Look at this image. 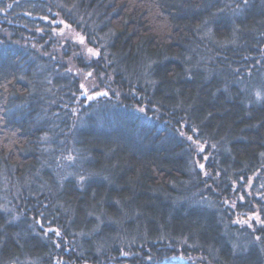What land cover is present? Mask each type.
Here are the masks:
<instances>
[{"label":"trees","instance_id":"16d2710c","mask_svg":"<svg viewBox=\"0 0 264 264\" xmlns=\"http://www.w3.org/2000/svg\"><path fill=\"white\" fill-rule=\"evenodd\" d=\"M0 264H264V0H0Z\"/></svg>","mask_w":264,"mask_h":264},{"label":"snow or ice","instance_id":"6c2138e0","mask_svg":"<svg viewBox=\"0 0 264 264\" xmlns=\"http://www.w3.org/2000/svg\"><path fill=\"white\" fill-rule=\"evenodd\" d=\"M81 42H83V41L81 40ZM89 52L92 53L93 55H99V53L93 52V50H91V49H89ZM99 95H107V93H100ZM189 139H191V137H189ZM200 150L202 151L203 149L201 148ZM201 167H203V165H201ZM81 179H83V177H81ZM257 239H259V238H257Z\"/></svg>","mask_w":264,"mask_h":264}]
</instances>
